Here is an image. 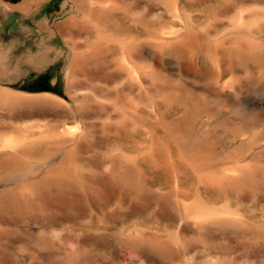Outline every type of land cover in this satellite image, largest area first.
<instances>
[{
	"label": "rangeland",
	"instance_id": "1",
	"mask_svg": "<svg viewBox=\"0 0 264 264\" xmlns=\"http://www.w3.org/2000/svg\"><path fill=\"white\" fill-rule=\"evenodd\" d=\"M0 264H264V0H0Z\"/></svg>",
	"mask_w": 264,
	"mask_h": 264
},
{
	"label": "trees",
	"instance_id": "2",
	"mask_svg": "<svg viewBox=\"0 0 264 264\" xmlns=\"http://www.w3.org/2000/svg\"><path fill=\"white\" fill-rule=\"evenodd\" d=\"M38 82H35L33 81L32 78H30L28 81L26 82H23L21 84H17L14 86V88H17L19 90H24V91H28V92H47V91H51V89L49 87H40V88H37L35 87L36 84L40 83L42 78H38Z\"/></svg>",
	"mask_w": 264,
	"mask_h": 264
}]
</instances>
